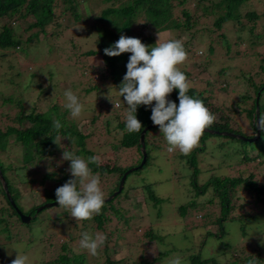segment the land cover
<instances>
[{"label": "rangeland", "instance_id": "374dc122", "mask_svg": "<svg viewBox=\"0 0 264 264\" xmlns=\"http://www.w3.org/2000/svg\"><path fill=\"white\" fill-rule=\"evenodd\" d=\"M196 1L187 2V6L195 10V17L194 15L189 17V25L159 30L150 24L144 14H141L135 19L134 26L126 33V36L139 38L151 46L152 43L156 46L157 33H159L161 42L169 39L182 40L188 53V60L180 68L191 82L192 87L205 91L210 87L208 81L214 82V88L211 87L210 94L215 97L216 103L221 109L218 114V107L215 106V115L217 120L224 122L222 125L224 129L219 131H226L246 138L239 140L230 135L208 133L206 129V134H204L206 136L203 139V143L206 142V155L201 154V150L198 149L200 153L197 150V148H201V139L199 146L194 149L197 156L199 154L196 164L199 168L197 183L201 185L210 176V172H217V175L225 177L229 174L243 179L248 178L251 173L254 178L264 182V164L261 165L263 161L252 160L240 163L236 159L243 150L249 151L248 148L253 147L258 139L252 140L255 136H252L248 112L245 110L250 101H248L249 104L240 102L237 106L236 103L241 99L242 93L249 89V80L245 78V73L250 72L254 80L264 78V73L261 71V65H264V38L258 36L260 34L256 31L250 33L247 28H241L233 20L224 24L222 28H216L212 24V20H208L203 25L199 24V19L196 16L197 13H201V19V15L205 13L221 12L220 14H222L226 13L227 9L233 14L254 10L260 16L256 19L255 25L264 28V0H246L241 8L240 6L231 7L229 4L232 0H212L215 4L206 8H203L204 4L201 1ZM169 2L172 3L173 17L183 24L185 22V17L181 11L183 7L177 5L176 0H169ZM96 3L97 0H82L74 9L68 4V7L75 11L77 16L72 15V11L69 9L66 14L68 16L61 18L62 25L64 27L66 25L65 29L61 33L50 35L45 39L39 36L40 38L37 40H42L40 46L31 48L28 56L21 55L18 49H2L5 57L0 60L1 99L12 95L22 101V106L28 108L35 106V110L39 112L46 111L54 99L55 102H58L57 114L70 115L64 107L63 95L64 91L70 88L85 105V111L81 118L75 119L78 121L77 126L80 131H91L93 125L89 120L94 117L96 119L94 131L99 130L100 136L95 137L96 135L92 134L88 137L86 139L87 147L93 152V156L98 157L99 160L116 157L119 163L118 155L122 153V149L119 147L117 151L119 153H115L112 145L117 142L114 136V127L120 120L114 117L115 114L111 115V111L106 113L109 106L102 99L103 94L106 93V87H110V85L102 84L97 91L85 92L84 90V88L93 85L96 74L93 73L90 80L88 76L82 73L83 70L88 71L91 65H96L98 61H102L100 55L85 57L80 53L84 49L93 47L98 38L95 27L101 22L97 18L101 14L100 11L104 4L106 6L108 3L101 5ZM64 4L60 2L59 9L64 8ZM32 20L31 16L15 20L19 32L24 34L23 39L30 33L24 29ZM242 20L249 22L245 16L242 17ZM3 22H5L4 19L0 21V25ZM234 28H241L243 40L252 46L246 48V43L240 42L242 46L239 48V52L235 53L232 48L227 53L225 42L222 43V33L226 35L225 39L233 42L232 40L235 39ZM246 31H248L247 34H245ZM209 43L216 45V47L212 48ZM49 45L53 47L51 51H48ZM99 66L102 68L104 63ZM48 69L54 71L53 74L51 73L50 81L47 80L48 72L46 71ZM59 70H63V72H59ZM32 71L36 73L35 76L30 75ZM41 72L43 73L40 76ZM48 82L50 86H48ZM52 82H57L61 91L57 96L54 95L55 97L53 93L55 94L57 89L48 95V91H42L40 87V85L43 88L48 86L49 89H52ZM259 102L264 104V97ZM113 104L117 106L116 103ZM19 109L12 102H7L0 107V130L5 131L8 126L19 128L20 125L16 120ZM109 118H111L110 122L107 123ZM219 124L216 123L217 126L221 127ZM151 130L154 131L153 134H151ZM151 130L147 133L146 141L148 142L150 137H156L155 139H162L164 143L153 147L151 159L143 168L129 173L123 193L114 198L112 202L115 207L127 206L128 212L125 215L132 217L134 213L143 211L142 217L134 221L130 220L128 225L123 223L124 215L119 217L113 213L111 222L108 225L103 224L99 228L94 222L75 221L69 212L56 205L37 211L38 213L35 210L37 214L33 216L32 220L23 223L11 214V209L0 193V264H11V261L16 257L15 250H19L22 255H27L28 264H38L53 260L59 253L67 251V249L73 252L77 250L75 251L77 254L86 252L89 261H91L90 264H103V253L114 255L117 260H122L123 263L127 264H168L170 259L177 256L181 258L182 264H189V256L198 252L201 258H215L218 264H233L239 258L237 253L240 252V249L236 251V247L242 244H245V251L247 252H243L245 258L248 260L258 259L252 264H264V214L260 213L261 215H258L255 220L235 219L231 222L226 220L224 223L225 235L221 237L209 235L208 231L211 233L215 231V218L220 215L218 202L215 201L212 206H209L208 203L199 205L206 201L210 195L208 193L196 194L195 187H193V179L196 175L193 174L192 168L184 163L191 154L183 155L179 151L169 153L167 151L168 145L163 134L159 132V128L156 127ZM7 141V148L0 151V159L5 165L11 167L24 165V150L21 143L15 141L12 135L8 137ZM245 141H249V144ZM62 144L60 143V145ZM153 153L156 155L154 160L152 159ZM231 159H234L233 163L228 165L231 164ZM112 160L100 163H112ZM140 161L141 158L132 150L130 159L124 164L125 167H133ZM191 164L193 165V163ZM69 167L70 161L64 162L62 155H56L45 156L44 159L41 158L33 163H28L23 168L25 175L21 179L19 175H15L14 171L8 169L7 174L10 180L16 184H25L26 180H34L32 188L19 186L20 195L16 199V204L22 211L26 212L34 206L53 201L49 199L52 191L48 190H53L55 182L48 176V172L53 171L56 178H61L63 175L72 177L68 171ZM3 171L5 172L4 169ZM99 177L104 198H107L115 191L110 194L115 186V175L104 173L100 174ZM131 184H135L136 187L129 188L128 186ZM145 185L149 186L155 196L164 199L162 206L159 207L158 205L160 212L158 215L155 209L150 213L147 212L149 208L145 205L144 200L147 196ZM231 196L233 209L229 214L230 216L236 218L250 215L253 213V209H256L257 212L260 210L264 212V201L259 202L258 208H256L252 201L253 196L246 194L239 185L233 189ZM246 199L249 204L245 203ZM192 201H194L195 206L190 204ZM178 204L187 205L184 213L179 210L176 211ZM113 211L110 210V213ZM204 213H208L206 217H204ZM4 227L6 230H1ZM148 228H153L154 233L161 239L149 238L144 235V231ZM113 230H121L119 234L116 231L112 234L113 237L119 235L122 243L110 247L107 251L103 247V251L97 257L100 259L99 261L86 250L81 249L82 233L88 232L92 235L102 233L105 235L107 231ZM227 242L228 244H226ZM126 244L128 247H125ZM244 261L245 259L242 262ZM208 264L212 263L209 262Z\"/></svg>", "mask_w": 264, "mask_h": 264}, {"label": "trees", "instance_id": "16d2710c", "mask_svg": "<svg viewBox=\"0 0 264 264\" xmlns=\"http://www.w3.org/2000/svg\"><path fill=\"white\" fill-rule=\"evenodd\" d=\"M82 0H0V21L3 19L5 22H3L0 25V60L1 58L4 59L5 55L2 53V49H18L21 55L28 56L31 52V48H38L40 46V43L42 40L37 38L44 37L48 38L50 35H56L58 33H61L65 27L62 25V17L68 16L66 15L69 11L68 4H70V7L74 9L75 6H77ZM87 1V0H85ZM190 0H176L177 5L183 8L181 9L182 15L185 17V22L182 24L180 21H178L175 17L172 15V3L169 2V0H97V5H101L104 3H108V5L102 7L101 14L98 16V20H100V25H96V32L98 34V38L96 40V44L93 47L84 49L81 51V55L88 57V56H95L100 55L102 57V61L104 63V66L102 68L100 66L91 65L90 69L86 71L83 70V74L85 76H88L91 80L93 73L96 74V77L94 78L93 85L89 88H84L85 92H89L92 90L97 91L98 88H100V85L106 84L107 86L110 85V87H106V93L103 94V101L105 104L109 106V109L106 113H109L111 111V115L115 114V118L119 119L120 121L117 122L116 127H114V136L117 140L115 144L112 145V148L115 150V153L119 150V147L122 149L119 153V163L114 158H107L106 160H99L100 162H110L108 160H112V163H99V166L97 164H89L91 170L93 173L100 174H112L115 175V186L110 192V194L117 189L119 184V179L123 175V173L130 167H125L126 161L130 159V154L132 150H134V153L142 159L143 153H142V144L140 143L139 133H128L126 131L125 127V117L127 114V106L125 102L123 101V97H120L118 88L119 85L122 83L123 77L127 72L126 65L129 62V57L131 53H123L120 56L117 57H109L104 54V49L111 47L115 44L116 41H118L120 35H125L126 33L131 30V27H133V23L136 21L135 19L141 15L144 14V16L149 20L150 24L153 25L155 28L159 30H165L169 27H185V25H189L190 20L189 17L193 16L195 17V10L192 7H188L187 2ZM201 1L203 3V8H206L207 6H211L215 3L212 2V0H197ZM196 1V2H197ZM246 0H232L229 4L231 7H237L243 4V2ZM60 2L65 3L64 8L59 9ZM72 11V15L77 16V13L75 11ZM242 10V9H241ZM206 12V11H205ZM204 12V13H205ZM240 11L239 14H233L232 12L228 11L226 13L220 14L219 12L215 13H205L201 15L197 13V19H199V24L203 25L208 20H212V24L216 28H222V26L226 23H228L230 20L236 23V25H239L241 28H247L250 33H253L256 31L259 33L262 38H264V28L255 25V21L259 16V13H257L254 10L249 11ZM32 17L33 20L30 24H28L27 27H25L24 30L26 32H30L28 36H26L24 39V34L19 32V28L16 26V19L26 18V17ZM245 16L249 22H246L242 20V17ZM260 17V16H259ZM264 17V16H263ZM251 22V23H250ZM188 27V26H187ZM241 28H234L235 32V39L232 40L233 42H229V40L225 39L226 35L222 33L223 40L222 43L225 42V47H227V53L232 50V48L236 52L240 51V47L242 46V43H246V48H250L252 45H248L249 43L245 42L243 40L242 36V30ZM246 31L245 34L248 33ZM40 36V37H39ZM129 37V36H127ZM260 39V38H259ZM258 39V40H259ZM40 40V41H39ZM239 40V41H238ZM142 43L145 45H149L144 40H141ZM210 43L211 40H209ZM242 42V43H240ZM209 45L213 48L216 47L214 44ZM151 46V45H149ZM152 46L154 47V43H152ZM18 47V48H16ZM75 48V45H73ZM210 47V48H211ZM53 49L52 46L49 45L48 51H51ZM75 50V49H74ZM252 55V54H251ZM261 71L264 73V65H261ZM46 72H48L47 80H51V73L53 74L54 71L48 69ZM59 72H63V70H59ZM43 72L40 73V76ZM30 75L35 76L36 73L34 71L30 72ZM257 75V74H256ZM245 78L249 80V89L246 90V92L242 93L241 99L236 103V106L238 103L242 102L244 104H249L248 101H250L249 105H246L245 110L248 112L249 120H250V128L252 130V136L256 132V120H257V114L255 112L256 106H258V114L259 116L261 114H264V104H260V99L264 97V78H261L259 80H254L253 75L250 72H247L244 74ZM12 82V80H11ZM210 82V89L207 88L205 91L201 89H197L194 87H191L189 89V92L187 93L189 96L199 99L203 102V104L210 110L211 113L214 115L215 113V106H217L218 114L221 110L219 108V105L216 103L215 97H213L210 93L212 91L211 87L214 88V82ZM112 84V85H111ZM212 85V86H211ZM20 86V85H19ZM48 86H50V83L48 82ZM48 86L41 87L42 91H48V95L51 92H54L55 89L56 93H53V96H57L61 93L60 89L58 88L57 82H52L51 87L52 89H49ZM219 86V85H217ZM226 89V88H225ZM2 93L0 92V107H2L3 104L7 102H12L15 104V106H18L19 112L16 116V120L19 123V128L14 126H8L5 131L0 130V151H4L7 148V140L8 137L11 135L14 137V140L17 142H20L23 150H24V156L23 161L24 165L11 167L10 165H5L3 161L0 159V172L6 182L7 188L13 198V200L16 202V199L20 195L19 186L23 187H30L32 188L34 183V180H26L25 184L23 183H14L10 180L7 170L11 169L14 171L15 175H19L20 179L23 178L25 173L23 172V168L27 166L29 163H33L37 160H40L41 158L44 159L45 156H56V155H63V151H71L75 153L76 155L81 156L82 158L86 159L88 157L93 156V152L87 147V141L88 137L92 136V134L96 135L95 137H99V130L94 131V125H96V119L95 117L90 119L89 122L93 127L91 128V131L84 132L80 131V128L77 126L76 120H74L70 115L67 114H57V105L58 102H55L54 99H52V103L49 105V107L46 108V111H36L35 106L33 107H26L22 106V101L19 99H16L14 96L10 95L9 97H6L4 99H1ZM54 96V97H55ZM178 89L174 90L172 94L168 97L170 100L174 101L179 104L178 101ZM51 98V97H50ZM113 103H116L117 106H114ZM155 102H153L154 106ZM231 106H233L231 104ZM113 107V108H112ZM151 116V107L150 106H139L137 109V118L142 122L143 128L153 124V122L150 119ZM216 117V115H215ZM109 118L107 120V123L110 122ZM54 120H60L63 127L57 132L53 127V121ZM216 123H220L219 126L216 125ZM224 124L223 121L215 119L213 125L210 128L223 130L224 128L222 125ZM159 128L158 126H152L146 129L143 137V144H144V150L146 152V160L144 165L150 161L151 159V150L155 145L160 146L164 143L162 139H155L156 137H150L148 139V142L146 141L147 133L151 129ZM95 132V133H93ZM151 134L154 133V131H150ZM238 132V131H236ZM206 134V132L204 133ZM202 135L201 137V148H197V150H201V154L205 156L207 151L205 149V143H203V139L206 135ZM208 134V133H207ZM63 136V137H59ZM163 137L162 135H160ZM58 143L54 142V139H57ZM257 141L253 144V147L248 148L249 151L243 150L241 153L238 154V161L246 162V161H263L261 165L264 164V132L261 130L259 131V136L257 137ZM239 139V138H238ZM240 140V139H239ZM242 142V141H241ZM248 142L249 141H245ZM60 143H63L60 145ZM71 144V145H70ZM243 145V144H242ZM252 146V145H249ZM65 147V149H63ZM247 148V146H246ZM247 149V150H248ZM198 150V151H199ZM200 153V151H199ZM191 156L188 157L184 163L188 164L189 167L192 168L193 174L196 175L193 183V187H195V191L197 195H203L208 193L210 195L206 201H203L202 204L199 205L202 206L205 203H208L209 206H212L215 204V201L219 204V212L220 215L215 218L214 225L216 226V229L213 233L208 231V234L214 237H221L225 235L226 230L224 223L225 221H233L235 219H244L245 221L248 219L255 220L258 218V215L264 214V212L255 211L256 209H253V213L250 215H243L238 217L230 216V212L233 209L232 205V191L236 186H241L242 190L247 194H251L253 196V203L256 208H258L259 202L264 201V182L257 180L254 178L253 174H249L248 178L243 179L242 177L237 176H222L217 175L218 173H211L210 176L202 182V184L197 183V176L199 172V168L196 166L198 162L197 153L195 150H193L191 153ZM156 155L153 153L152 159ZM248 157V158H247ZM235 159V160H236ZM234 159H231L232 165ZM28 162V163H26ZM64 162H67V160H64ZM193 163V165L191 164ZM124 164V165H123ZM143 165V166H144ZM142 166V168H143ZM5 170V172L3 171ZM210 171V169H209ZM264 171V168H263ZM130 174L128 173L123 187L117 194L110 197L108 200L105 201L104 206L102 208V212L100 215H97L93 218L92 221H86V222H94L96 223V227H101L103 224L108 225L111 222L112 214H116L119 217L123 216V223L128 224L130 220H135L137 218H140L144 215V212L134 213L131 216L125 215L126 212H128V208L126 207H115L112 202L114 198L120 196L124 189H125V183L126 179ZM217 175V176H216ZM48 176L55 182V187L52 190L51 196H49L50 200H55V190L62 186L64 183L67 182V180L72 179L73 177H69L67 175H63L61 178H56L54 175V172H48ZM129 188H135V184H131L128 186ZM127 187V189H128ZM147 196L144 199L145 205H147V212H151L153 209H155L156 214H160L158 211V205L159 207L162 206V203L164 201L163 198H159L155 196L152 190H150L149 186H144ZM126 189V190H127ZM0 193L4 200L6 201V204L11 209V214L16 215L14 208L11 206L9 200L6 197L2 182L0 181ZM105 197V196H104ZM246 204L248 203V200L245 201ZM191 205L195 206L194 201L190 203ZM18 206V205H17ZM19 207V206H18ZM131 207V206H130ZM20 208V207H19ZM127 208V210L124 212V210ZM187 208L186 204H178L176 206V211L179 210L181 213H184L185 209ZM202 209V208H201ZM35 206L32 207L28 211H24L25 213L28 212H34ZM110 210H114L110 213ZM109 212V213H108ZM208 214V213H207ZM207 214L204 213V217L207 216ZM17 216V215H16ZM18 217V216H17ZM1 220V219H0ZM130 224V223H129ZM128 224V225H129ZM213 225V226H214ZM246 227V226H245ZM4 231L6 228H2L1 230ZM245 229V228H244ZM116 231V233H120L121 230H113V231H107L105 235L107 236V240L104 245V249H109L110 247H114L116 244H121L122 239L118 236L113 237L112 232ZM245 231V230H243ZM242 231V232H243ZM149 238H159L153 231V228H148L143 233ZM115 238V239H113ZM228 244V242L226 243ZM125 247H128L126 244ZM125 249V248H124ZM236 251L238 252L239 258L234 261L233 264H252L254 260H248L243 256V252L247 253L245 251V244L239 245L236 247ZM77 250L71 251L68 250L64 251L62 253H59V255L50 261L41 262L38 264H90L91 261L88 259V254L86 252H80L77 254L75 252ZM103 251V250H102ZM200 253L191 254L189 256L190 261L189 264H208L211 262L212 264H218L215 258H201ZM100 256V255H99ZM104 258V259H103ZM102 263L103 264H127L123 263L122 260L119 261L116 259L114 255L110 254H104L102 255ZM245 259L244 262H242ZM96 260L99 261L96 257ZM240 260V262H239Z\"/></svg>", "mask_w": 264, "mask_h": 264}, {"label": "clouds", "instance_id": "9594fccd", "mask_svg": "<svg viewBox=\"0 0 264 264\" xmlns=\"http://www.w3.org/2000/svg\"><path fill=\"white\" fill-rule=\"evenodd\" d=\"M157 35L158 40L156 46L153 47L145 45L139 38L127 37L122 34L114 45L104 49V54L109 57H117L123 53H131L126 65L127 72L118 88L119 95L123 97L127 106L126 131L128 133L142 131L143 125L137 118V109L142 105L150 106V119L163 134L168 145L167 151L169 153L179 151L183 155H188L199 146L202 135L206 129H211L216 117L201 100L187 94L192 85L180 68L188 60V53L183 41L169 39L161 42L159 33ZM101 63L103 62L98 61L95 66H99ZM177 89L178 105L168 98ZM63 95L64 107L69 111L70 116L74 120L81 118L85 111V105L79 97L70 88L66 89ZM153 102H155L154 106ZM53 127L59 132L63 125L60 120H54ZM256 127L264 132V114H261L256 120ZM54 142L59 144L58 138L54 139ZM62 159L70 161L68 171L73 178L55 190L57 205L69 212L77 222L92 221L95 216L101 214L105 203L100 177L93 174L89 167V164L93 163L99 166L100 161L96 156L88 157L86 160L71 151H63ZM38 206H35V210ZM35 210L28 213L22 210L21 212L31 214L32 217L29 220L31 221L33 216L39 212L35 213ZM16 215L23 222L17 213ZM106 240L107 236L102 233L92 235L84 232L80 240V247L91 256L98 257ZM15 252L16 257L11 261V264H28L27 255H22L19 250H15ZM168 264H182V260L177 256L170 259Z\"/></svg>", "mask_w": 264, "mask_h": 264}, {"label": "water", "instance_id": "95a60500", "mask_svg": "<svg viewBox=\"0 0 264 264\" xmlns=\"http://www.w3.org/2000/svg\"><path fill=\"white\" fill-rule=\"evenodd\" d=\"M256 114H257V119L259 117V114H258V106H256V110H255ZM152 126H155L154 124H150L146 127H144L142 129V131L140 132V137H139V140H140V143L142 144V153H143V156H142V159L140 161V163L137 165V166H133V167H130L128 168L124 173L123 175L121 176L120 180H119V184H118V188L111 194L109 195L107 198H104V200H107L109 199L110 197H112L113 195L117 194L118 192H120V190L122 189L123 187V184H124V181H125V178L127 176L128 173L142 167V165L145 163V160H146V152L144 150V144H143V137H144V133L146 131L147 128L149 127H152ZM210 133H213V134H223V135H231V136H236L238 137L239 139H246L245 137L241 136V135H237V134H230L228 132H220V131H217V130H212V129H207ZM259 131L260 129L259 128H256V132H255V137L252 138V140L254 139H257V137L259 136ZM0 181L2 182V185H3V188H4V191H5V194H6V197L7 199L9 200L11 206L15 209L16 213L19 215L20 219L23 221V222H28L30 219H31V214H24L21 212V210L16 206L8 188H7V185H6V182L0 172ZM58 203L55 201H51L49 203H46V204H42L40 206L37 207L36 209V212L37 211H40L44 208H48V207H52V206H55L57 205Z\"/></svg>", "mask_w": 264, "mask_h": 264}]
</instances>
